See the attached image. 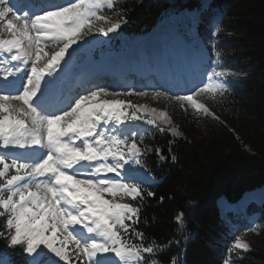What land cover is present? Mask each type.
<instances>
[{
    "label": "snow or ice",
    "instance_id": "1",
    "mask_svg": "<svg viewBox=\"0 0 264 264\" xmlns=\"http://www.w3.org/2000/svg\"><path fill=\"white\" fill-rule=\"evenodd\" d=\"M118 3L0 0V239L19 250L23 264H181L178 255L161 259L180 240L146 243L139 225L156 196L145 187L157 181L144 157L154 152L175 163L176 140L186 137L168 111L131 98L165 99L196 123H224L209 103L224 98L234 75L223 70L218 50L223 13L209 30L211 54L206 47L195 53L201 70L191 81L165 73L163 83L138 91L96 82L95 61L82 47L88 37L120 33L128 14ZM153 131L173 137L167 154L145 143ZM173 219L187 243L185 212ZM260 231L249 221L233 232L222 264L242 260L252 250L246 234ZM0 264L15 261L0 255Z\"/></svg>",
    "mask_w": 264,
    "mask_h": 264
},
{
    "label": "trees",
    "instance_id": "2",
    "mask_svg": "<svg viewBox=\"0 0 264 264\" xmlns=\"http://www.w3.org/2000/svg\"><path fill=\"white\" fill-rule=\"evenodd\" d=\"M169 0H126L118 7L127 10V33L148 29ZM232 4L222 33L226 35L225 55L230 70L238 77L234 89L218 102H209L224 123L211 118L194 122L177 106H172L175 120L186 139H177L174 152L177 162L156 166L153 153L149 170L166 175L164 181L148 186L156 193L142 210L139 227L146 243L154 240L167 244L180 240L161 256H176L181 264H222L226 245L214 200L225 193L236 200L245 188L264 186V0H217ZM168 139V138H167ZM167 139L152 137L149 145L159 146L167 154ZM163 144V145H162ZM163 196V202L159 198ZM185 212L186 233L192 238L185 243L178 234L174 215ZM264 222V215L261 218ZM4 220L0 218V225ZM247 240L256 241L255 250L244 254L237 264L264 263V229ZM0 239V255L5 252L15 264H23L17 250L5 247ZM220 258V259H217Z\"/></svg>",
    "mask_w": 264,
    "mask_h": 264
},
{
    "label": "rangeland",
    "instance_id": "3",
    "mask_svg": "<svg viewBox=\"0 0 264 264\" xmlns=\"http://www.w3.org/2000/svg\"><path fill=\"white\" fill-rule=\"evenodd\" d=\"M177 17V16H175ZM174 18V17H172ZM194 18V17H193ZM167 20L154 32L156 34L159 35V33L157 31L160 32V30H174L175 27L179 26L178 24L174 25L175 27H173L172 25H169L168 23H166ZM184 26L186 25V23H183ZM164 26V27H163ZM166 27V28H165ZM153 33V34H154ZM152 34V35H153ZM161 34H163L161 32ZM162 36V35H161ZM152 40V39H151ZM160 38H159V42L160 43ZM157 44V43H154V45ZM152 45V46H154ZM108 57V56H106ZM135 97V96H134ZM136 99H138L139 101H141L142 103H145L146 105H148L149 107H152V108H157V109H160V110H166L168 111L169 115L172 117V120L175 124H178L175 120H174V115H173V112L171 110V106L173 105L172 103H170L169 101L165 100V99H160V100H152L150 97L149 98H145V97H135ZM144 125L142 124L141 127H143ZM181 130V129H180ZM182 131V130H181ZM167 135L166 137V144L169 142V140L173 139V137H171L169 134L165 133ZM165 140V139H164ZM163 145V144H162ZM257 194V195H256ZM263 191H257V192H247L244 197L246 199H243V206L246 208V206H248L249 204L251 203H261L260 200L263 198ZM247 195V196H246ZM250 197V198H249ZM250 199V200H249ZM224 202V200H223ZM239 208V207H237ZM245 208L242 209L245 211ZM223 213H225L227 210L226 209H222ZM257 216V214H252L251 217H247L249 220H255V217ZM258 226V224H257ZM251 245H252V250H255L258 246V244H256L257 242L256 241H252L250 242ZM262 250H264V247H262ZM264 264V263H263Z\"/></svg>",
    "mask_w": 264,
    "mask_h": 264
},
{
    "label": "bare ground",
    "instance_id": "4",
    "mask_svg": "<svg viewBox=\"0 0 264 264\" xmlns=\"http://www.w3.org/2000/svg\"><path fill=\"white\" fill-rule=\"evenodd\" d=\"M193 19V16L192 15H190V14H186V13H182V14H180V15H178L177 17H174V18H170V19H168L167 20V22L166 23H168L169 25H172L173 27H175L174 25H176V24H178L179 26H177V27H175L174 28V30H173V33H172V35L173 36H178V35H180V36H186L187 35V24H188V22L189 21H191ZM183 23H186V25L184 26V24ZM164 27V26H163ZM166 28V27H165ZM158 33H159V35L158 34H156V33H154L152 36H151V44L152 45H154V43H157L158 44V42H159V38H160V40L164 37V36H168V35H170L171 34V32H172V30L171 29H169V30H160V32L159 31H157ZM161 32L163 33V34H161ZM162 35V36H161ZM190 40V39H189ZM157 44H155L154 46H157ZM103 61H105V62H114L115 60H113V59H111V57H110V55L108 56V57H104L103 58ZM259 191H261V190H259ZM257 195V194H256ZM247 196V195H246ZM250 198V197H249ZM246 199V198H245ZM250 200V199H249ZM225 201L223 202V205H222V208H228V207H226L225 206Z\"/></svg>",
    "mask_w": 264,
    "mask_h": 264
}]
</instances>
